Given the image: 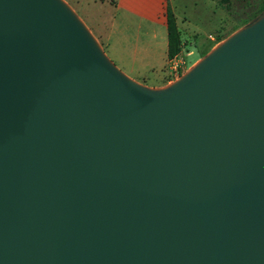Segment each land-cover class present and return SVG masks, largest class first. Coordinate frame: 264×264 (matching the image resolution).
<instances>
[{"label":"water","instance_id":"1","mask_svg":"<svg viewBox=\"0 0 264 264\" xmlns=\"http://www.w3.org/2000/svg\"><path fill=\"white\" fill-rule=\"evenodd\" d=\"M0 264H264V11L151 88L0 0Z\"/></svg>","mask_w":264,"mask_h":264},{"label":"crops","instance_id":"2","mask_svg":"<svg viewBox=\"0 0 264 264\" xmlns=\"http://www.w3.org/2000/svg\"><path fill=\"white\" fill-rule=\"evenodd\" d=\"M82 1L91 12H96L93 7L106 10V17L97 16L106 28L100 29L99 36L95 37L111 61L137 78L165 73L168 62L173 58H167L166 0ZM172 13L177 29H186L189 21ZM189 36L193 33L189 32ZM192 38L193 45L197 46L199 40ZM182 44L180 52L186 51L184 40ZM198 53L200 57L202 52L198 50Z\"/></svg>","mask_w":264,"mask_h":264},{"label":"rangeland","instance_id":"3","mask_svg":"<svg viewBox=\"0 0 264 264\" xmlns=\"http://www.w3.org/2000/svg\"><path fill=\"white\" fill-rule=\"evenodd\" d=\"M62 1L70 7L95 39V36H99L98 31L100 29L105 30L106 24H101L99 18H97V16L101 17V15L106 17L105 9L93 7L96 12H91L90 8L82 0ZM166 2L167 7L174 14L176 13L182 20L189 21L188 27L186 29L181 28L180 33L182 40L185 41V48L191 50V53L186 51L178 52L168 62L165 73L153 77L137 78L134 75H128L112 61L128 77L151 88L163 87L178 79L180 75L186 72L212 47L238 28L248 24L259 16V4L261 0H166ZM187 30L193 33V36H189ZM192 37L199 40L197 46L193 45ZM96 41L98 42L97 39ZM99 45L105 53L102 45L100 43ZM209 47L210 49L208 50ZM198 50L202 52L200 57H198ZM194 58L196 60L186 67L184 64L185 59L193 60Z\"/></svg>","mask_w":264,"mask_h":264},{"label":"trees","instance_id":"4","mask_svg":"<svg viewBox=\"0 0 264 264\" xmlns=\"http://www.w3.org/2000/svg\"><path fill=\"white\" fill-rule=\"evenodd\" d=\"M264 11V0H261L259 4V15ZM166 28H167V58H172L175 54L180 52L182 44L181 33L177 29L175 24V18L172 11L167 8L166 9ZM186 52L189 50L186 49ZM196 58L193 60L185 59V66L188 67L192 62H194Z\"/></svg>","mask_w":264,"mask_h":264}]
</instances>
